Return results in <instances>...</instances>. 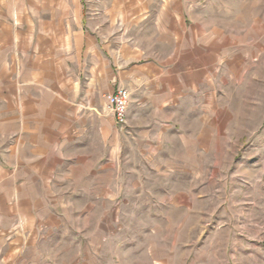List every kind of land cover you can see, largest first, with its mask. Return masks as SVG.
I'll return each instance as SVG.
<instances>
[{
    "label": "rangeland",
    "instance_id": "374dc122",
    "mask_svg": "<svg viewBox=\"0 0 264 264\" xmlns=\"http://www.w3.org/2000/svg\"><path fill=\"white\" fill-rule=\"evenodd\" d=\"M40 1L0 0V157L17 156L20 146L31 156L32 126L20 122L39 112L29 98L32 65L42 61L33 57L38 45L28 43V27L31 7L46 4ZM104 1L116 28L120 16L131 24L157 10L156 0L83 4L92 11ZM178 4L193 32L201 27L227 45L207 74L208 111L193 123L191 156L126 140L113 121L81 127L46 163L57 166L46 170L47 183L63 185V246L50 235L31 264H264V0ZM88 10L84 22L99 14ZM54 40L41 39L40 51H56ZM73 41V34L64 38L65 53L75 51Z\"/></svg>",
    "mask_w": 264,
    "mask_h": 264
},
{
    "label": "crops",
    "instance_id": "0c3cea01",
    "mask_svg": "<svg viewBox=\"0 0 264 264\" xmlns=\"http://www.w3.org/2000/svg\"><path fill=\"white\" fill-rule=\"evenodd\" d=\"M177 1L156 0L154 13L131 24L120 16L118 28L113 5L105 1L98 10L87 9L99 13L87 22L85 0H46L42 9L31 7L28 43L38 45L33 57L42 62L32 65L29 100L39 112L20 122L32 126L25 146L31 156L25 157L20 146L17 156L0 157V264H31L53 234L63 246V185L47 183L46 172L57 166L46 163L64 142L80 137L81 127L111 128L113 121L126 140L156 141L162 148L178 147L174 156H191L193 123H202L208 111L207 74L224 59L227 45L201 27L193 32ZM68 34H73L72 53H65ZM54 38L56 51H40L41 39L52 46ZM118 89L129 94L124 126L115 123L106 105V96Z\"/></svg>",
    "mask_w": 264,
    "mask_h": 264
},
{
    "label": "built area",
    "instance_id": "2783aa9c",
    "mask_svg": "<svg viewBox=\"0 0 264 264\" xmlns=\"http://www.w3.org/2000/svg\"><path fill=\"white\" fill-rule=\"evenodd\" d=\"M128 103L129 94L124 89H118L114 93L106 96L107 109L112 114L118 126H124L126 124ZM262 248L264 249V243Z\"/></svg>",
    "mask_w": 264,
    "mask_h": 264
}]
</instances>
